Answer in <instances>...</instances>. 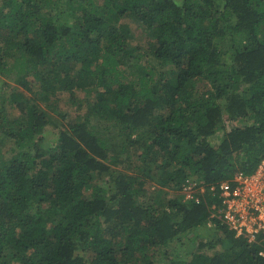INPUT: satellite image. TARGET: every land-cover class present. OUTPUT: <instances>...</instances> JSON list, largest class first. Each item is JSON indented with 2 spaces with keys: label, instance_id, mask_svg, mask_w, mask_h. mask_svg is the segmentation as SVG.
<instances>
[{
  "label": "trees",
  "instance_id": "16d2710c",
  "mask_svg": "<svg viewBox=\"0 0 264 264\" xmlns=\"http://www.w3.org/2000/svg\"><path fill=\"white\" fill-rule=\"evenodd\" d=\"M122 17L146 47H130ZM0 75L21 111L0 105V264H154L159 250L162 264H264V238L235 236L217 196L182 193L264 159V0H0ZM74 90L85 111L45 145L41 103ZM131 159L133 173L116 169ZM190 235L204 241L172 255Z\"/></svg>",
  "mask_w": 264,
  "mask_h": 264
},
{
  "label": "rangeland",
  "instance_id": "374dc122",
  "mask_svg": "<svg viewBox=\"0 0 264 264\" xmlns=\"http://www.w3.org/2000/svg\"><path fill=\"white\" fill-rule=\"evenodd\" d=\"M177 1V0H176ZM115 26L119 28L120 31H122L124 34H126V38L128 39V44L130 47H146L149 40L152 38L150 36V33L143 32L141 34H137L135 32L137 22L131 18V17H122L117 22H115ZM121 28V29H120ZM7 85H13V80L11 78H7L0 75V105L3 106L6 111L7 115L10 118H15L18 115H20L21 111L15 107V105H12L11 102H9L6 98H8V94L10 91V86ZM72 92V91H71ZM67 92V91H61L57 92L49 97V100L45 103H41V107L46 111L49 124L45 127L43 131L44 136V144L48 146L54 145L56 142L57 135L56 133L60 129L61 125L64 122L63 116H66L68 118L73 117L75 114L83 113L85 111V105H86V93L84 91H75L74 92ZM4 98L2 101L1 99ZM2 101V102H1ZM225 119L224 124L227 125L228 123L232 126H243L247 122L243 119H238L236 121H228L226 123V117L224 114ZM224 136V130L221 128H217V131L208 137V140L212 144H216L221 141L222 137ZM0 135V150L2 153L7 155L10 153V142L6 139H3ZM134 151V150H132ZM138 152L140 149L137 150ZM130 164L127 165V161H123L121 164L116 165V169L126 171L128 174L133 173L134 166L133 164H141L140 161L137 159H131ZM133 161V162H132ZM131 162L133 164H131ZM143 194L142 199H144L147 202H150V200L153 198V194H155L156 191V185L153 183V181H148L143 186ZM169 194L167 196H171V190L169 189ZM163 193H158L157 195ZM191 237H194L193 240H190L188 236H182L180 238V241H173L170 243L168 247L171 248V253L174 256H186L187 252L188 254L194 251L197 247V245L204 241V238L200 237L199 235H190ZM113 239H116L117 236H113ZM227 244L226 242H224ZM223 243H217L214 248H210L207 250L209 254H213V252L219 251L221 249H224ZM160 253L154 257V264H162L161 259V250H159Z\"/></svg>",
  "mask_w": 264,
  "mask_h": 264
},
{
  "label": "built area",
  "instance_id": "2783aa9c",
  "mask_svg": "<svg viewBox=\"0 0 264 264\" xmlns=\"http://www.w3.org/2000/svg\"><path fill=\"white\" fill-rule=\"evenodd\" d=\"M208 190L217 196V211L221 222L248 242L264 238V159L253 173L235 172L230 179L211 184L208 187L189 182L182 188L185 201H200ZM264 257V249L259 251Z\"/></svg>",
  "mask_w": 264,
  "mask_h": 264
}]
</instances>
